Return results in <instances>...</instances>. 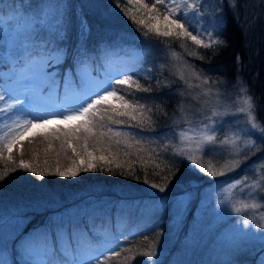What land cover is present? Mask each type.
Here are the masks:
<instances>
[{
  "label": "snow or ice",
  "instance_id": "1",
  "mask_svg": "<svg viewBox=\"0 0 264 264\" xmlns=\"http://www.w3.org/2000/svg\"><path fill=\"white\" fill-rule=\"evenodd\" d=\"M114 2L145 38L154 37L158 43L166 40L191 41L197 49L227 46L226 41L215 36L213 31L207 28L201 31L197 27L202 21L211 22L213 9L205 11L211 0ZM228 6L233 11L234 18L239 21L236 11L238 7H243V3L240 0H228ZM4 7L3 0H0V51L3 52L4 64L10 66L9 70H17L38 82L42 89H53L57 86L56 78L60 73L52 70L59 69L66 61H70L68 71L61 79L65 94L77 102L51 113V118H45L32 115L28 111L25 104L28 90H25L24 95L13 94L11 90L0 91V120L6 122L3 125L6 131L0 135V161H3L0 182L18 170L29 172L41 179L46 174L67 178L76 177L81 172L97 171L111 175H134L135 165L138 163L144 171V183L163 193L179 171L178 168L174 170L171 162L175 159L186 161L201 173L215 178L236 171L252 156L264 153V120L258 116L259 104L250 89L238 88L237 95L226 104L224 94L219 91L220 82H211L206 75L202 78L194 66L191 76L181 74L178 67L175 68V73L177 79L188 89L199 88L201 84L204 86L199 96L193 97L201 108L203 118L200 123L194 130L168 129L178 137L179 146L176 143H161L158 148L145 147L148 142L137 137L156 132L152 119L155 113L151 107L146 108L135 98V93L153 91L140 83V79H146L149 83L150 80L145 77L135 78L140 71L139 56L130 58L123 67L108 68L107 64H103L104 79H99L91 71L96 58L93 53L96 50L90 49L88 45L91 32L88 20L82 12H74L71 0H30L28 8L33 11L28 15L16 9L13 0L7 18L3 12ZM21 7H24L23 4ZM220 15L221 13H217L216 19ZM74 20L77 39L75 45L69 48L68 38ZM181 47L185 48L186 45L181 43ZM187 54L200 60L204 58L196 51ZM239 59L238 56L237 61ZM159 67L162 71H167L169 65L166 63ZM145 71L151 76L150 70ZM192 79L200 81V84L193 85L190 83ZM164 86L171 89V85ZM224 86L227 88L231 85ZM125 88L129 91L122 94ZM222 108L224 111H221ZM176 111L184 112L185 109L182 104H178ZM25 115L31 118L26 119ZM187 123L191 124V121ZM110 125L125 126L127 130L114 129ZM227 125H231L232 131L227 130ZM81 133L84 135L81 136ZM35 137H43L45 140L49 137L60 140L63 137L61 152L56 153L54 166H48V160L45 159L46 167L41 169L34 166L32 161L23 159L24 142L32 143ZM48 147L51 148V144ZM17 148L21 156L19 161L13 158V151ZM133 149L136 154L135 161L128 159L133 155ZM45 152L47 153V149ZM141 153H146L147 159ZM196 153H200L201 157L208 155L210 159L223 155L226 159L217 170L212 163L208 166L201 163L196 158ZM61 155L68 161L64 167H61ZM121 156L125 159L121 160ZM260 159L264 160V156ZM255 164L253 162L250 168L254 170ZM149 166L159 170L153 175H160V172L167 170V174L161 177V183L148 181ZM117 169L126 171L117 173ZM135 178L140 179L139 176ZM236 189H240L243 194L240 197L243 202L239 206L231 203L237 198L234 192ZM223 192L225 199L221 203L227 202L233 213L250 212L258 217L254 225L246 218L237 221L242 227L235 228L239 236L233 239V247L240 249L250 238L255 237L264 248V165L251 180L244 175L238 180L226 182ZM190 195L186 191L182 197ZM187 203L185 198H177L173 205L177 215L186 211ZM166 209V205L163 208L157 206L153 211ZM97 211L103 209H85L82 213L49 219L34 233H26L20 227L24 218L18 213L0 214V264H118L116 258L121 257L123 247L118 236L107 231H95ZM250 226L259 232L258 236L252 231H245ZM156 243L157 241H151L146 250L136 252L132 259L135 261L137 257H144L146 260L141 264H147L148 258L157 255ZM257 264H264V257Z\"/></svg>",
  "mask_w": 264,
  "mask_h": 264
},
{
  "label": "trees",
  "instance_id": "2",
  "mask_svg": "<svg viewBox=\"0 0 264 264\" xmlns=\"http://www.w3.org/2000/svg\"><path fill=\"white\" fill-rule=\"evenodd\" d=\"M227 1L223 4V19H225V22L218 28V35L226 41L227 46L197 49L191 41L166 40L163 43H158L154 37L145 38L136 30V26L123 15L114 0H71L74 12L76 14L82 12L88 20L91 29L88 45L90 49L96 50L93 53L96 58L92 64V68L96 73L100 75L105 71V68L102 67L103 64H107L108 68L113 67V65H123L130 58L136 57L133 55L134 50L146 54V57L140 59V61L145 62L146 69L150 70L151 76L148 71H144L139 72L135 78L145 77L150 80L149 83L146 82V79H140V83L152 88L153 91L151 93H135V98L143 103L146 108L151 107L153 109L155 114L152 119L155 122L156 132L137 137V139L142 138L145 142H148L145 143V147L158 148L161 143L178 144V137L168 131L169 128H174L177 131L181 129L176 123L178 117L176 108L182 99L180 93L182 81L177 79L176 67H173L174 64L169 60L173 53H178L186 63H190L196 69L200 68L201 72H209L208 78L211 80L219 73L223 76L218 75V78L221 77L226 84H230L231 80L236 79H241L245 83L249 82V87L257 101L258 99L263 100L264 0H240L243 7H238L236 11L239 21L234 18L233 11L229 9ZM29 2L30 0H14L15 6L22 10L28 8ZM12 4L13 2L8 5L5 4L3 12L8 11ZM21 4H23V8ZM76 39L74 20L68 38L69 48L75 45ZM181 43H184L186 47L182 48ZM190 51L198 52L199 55L204 57L203 60L189 56L187 53ZM238 56L240 57L239 61H237ZM69 63L70 61H66L59 69L52 70H58L60 73L56 78L57 86L55 87L59 90V93L63 84L61 78L68 71ZM166 63L169 68L167 71H162L159 66ZM9 67L4 64L3 52L0 51V81L11 82L17 80L22 74L17 70H9ZM17 68L19 69L20 66L18 65ZM165 84L171 85V89L165 87ZM127 91L129 90L123 89L122 94ZM128 98L133 99V97ZM258 104L259 115L263 116L264 119V104ZM161 113H166V115H161ZM110 126L114 129L127 130L125 126ZM83 135L84 133H81V136ZM62 141L63 137L60 140L51 137L48 140L43 137H35L32 143L25 141L23 159L32 161L34 166L41 169L46 167L44 164L45 159L48 160V166H54L56 153L61 152ZM49 144H51V148L48 147ZM46 149L47 153L45 152ZM124 150L127 151V149ZM68 151L70 155V149ZM131 151L133 155L128 159L135 161V149ZM141 155L147 159L146 153H141ZM13 158L17 161L21 158L18 148L14 149ZM120 159L124 160L125 157L121 156ZM171 162L174 164V170L178 168L179 171L169 187L192 180V178L202 179L203 174L186 161L175 159ZM60 163L61 167L66 166L68 163L63 155H61ZM135 167L134 175H111L107 172L97 171L81 172L76 177L67 178L46 174L42 179L33 176L29 172L18 170L15 173H10L5 181L0 182V214L4 211L7 214L18 213L24 218V222L21 223L20 227L26 233H33L38 229L40 230L49 219H54V215L66 214L89 200L90 202L101 201L106 209L95 214L94 229L96 232L101 233L105 231L111 234L119 233L116 236L119 237V243L124 251L121 257L116 258L118 264H141L146 258L137 257L134 261L132 256L140 250H146L151 241H157V255L148 258L147 264H166L175 256L177 247L180 248V240L185 237V230L188 228L190 221L188 215H186L183 223L177 227V236H175L172 233V227L175 224L172 216L165 210L154 212V209L151 208V202L153 204L154 200L164 199L168 210L171 206V198L167 196L170 191L166 190V193L155 192L154 190L157 189L144 183V171L141 170V166L137 163ZM242 169L241 167L239 171H242ZM2 171L3 161H0V172ZM115 171L119 173L126 170L117 169ZM155 171L159 170L149 166L147 168V179L149 182L161 183V177L167 174V170L160 172V175H153ZM239 171L236 170L234 173L217 176L210 180L205 179L201 185L222 184L224 181H230L238 176ZM135 176H139L140 179H136ZM140 187L147 190L145 196L129 193L130 190L133 191ZM45 191H48L53 197L50 203L38 207L39 210L37 207L31 208L32 200L37 197L36 199L40 202L39 193ZM13 194H16L17 199H10ZM10 202L15 203L8 207H2L3 204H10ZM15 205H18V208ZM141 210H144V212L151 210V213L156 217L151 222L137 220L136 213ZM145 237H147V240H145ZM16 259H19V257H16Z\"/></svg>",
  "mask_w": 264,
  "mask_h": 264
},
{
  "label": "rangeland",
  "instance_id": "3",
  "mask_svg": "<svg viewBox=\"0 0 264 264\" xmlns=\"http://www.w3.org/2000/svg\"><path fill=\"white\" fill-rule=\"evenodd\" d=\"M11 2H13V0H3L4 5H8ZM224 2H226V0H211L210 4L206 6L205 11H208L210 8L213 9L210 17L211 22L202 21V27L201 25H197V27H200L201 31H203L204 28H207L209 31H213L215 36L219 37L218 28H220L221 25L225 22V19H223ZM221 4L222 7L220 6ZM16 9H18L25 15L31 14V12L33 11L30 8H25V10H22L16 7ZM10 11L11 7L8 11L4 12L6 18ZM217 13H221L219 19H216ZM133 55H135L136 57L139 56L140 59H144L146 57V54H143L142 51L136 50H134ZM169 60L175 65L176 68L178 67L181 69V74L185 75L186 77L193 75L191 70L192 65H190V63L188 62L186 63L178 53H175L174 56L172 55ZM123 66H125V63L121 66L113 65V67L111 68ZM138 67L140 69L139 72H144L147 68V65H145V62H140L138 64ZM91 71L93 76L99 79H104L105 71L100 73V75L96 73L93 68L91 69ZM196 71L201 73L202 78L204 75L208 77L209 72H201L200 68L196 69ZM218 75L223 76L219 73ZM218 75L213 77L212 80L209 78V80L211 82H220L221 87L219 88V91L224 94V103L226 104L228 103L230 98L237 95L236 90L238 88L247 87L248 89H250V83H245L241 79L233 80L235 81L234 85L232 84L233 81L231 80L230 84H227L231 86L226 88L224 86L226 85V83L223 82L221 77L218 78ZM190 83L195 85L200 84V81L192 79ZM181 84L182 86L180 88V93H183V95L180 104H182L185 111L178 112L176 123L183 129L194 130L200 123L203 116L200 105L197 104L193 97L199 96L204 86L201 84V87L199 88L194 87L188 89L183 82ZM3 90H11L13 94L17 95H24L25 90H28V98L25 100L28 111H30L32 115H38L45 118H51V113H54L62 109L63 107H70L71 104L77 102L76 99L65 94L64 84H62L60 93L57 88L42 89L39 86L38 82L25 77L23 74H21L17 80L11 82L0 81V91ZM251 93L253 94V91H251ZM213 100H215V98H213ZM262 101L258 99V103L264 104V97ZM202 102L203 101H201V103ZM221 111H224V109L222 108ZM258 116L260 119L264 120L263 116L259 115V112ZM24 118L30 119L31 116L25 115ZM242 119L243 118H241V120ZM188 121H191V124L187 123ZM4 123L6 122L0 120V135H2L4 131H6V129L3 127ZM226 128L228 131H232L231 125H227ZM189 134H191V132H189ZM177 146H179V143L177 144ZM192 146L194 147V143L192 144ZM261 156H264V153H257V155L252 156L250 160L246 161L240 166V168L237 169V171H239L241 170V167L243 168L242 171H239L238 176H235V178L230 181H224V183L222 184L214 183V185H201V183L205 179H212V177L202 173L203 177L201 180L192 178V180L190 181L182 182L181 184H178L176 186L172 185L168 187L167 190H169L170 192L167 196L171 198V206H169L168 210L166 209L165 211H167L172 216V219L175 222L174 227H172V233L177 236V227L183 223L186 215H188L190 224L185 230V237L180 240V248L177 247L175 256L166 264H257L258 260L264 257V248L260 246L259 241L255 237L250 238L246 242L245 246L240 249H236L232 245L233 239L238 238L239 236V234L235 231V228L238 226L242 227V225L237 224V221L246 218L249 219L254 225L257 222L258 217L250 212L235 214L231 211V208L229 207V204L227 202L221 203V201H224L225 199V194L223 192L225 183L238 180L241 176L244 175H247L250 180L255 178L261 166L264 165V160L260 159ZM196 158L205 166H208L209 163H212L217 170H219L220 166L226 159V157L223 155L213 157L211 159L208 155H204L203 157H201L200 153H196ZM253 162H256L254 170L250 168V166L253 165ZM231 173L234 172H229L228 174ZM146 191L147 190H144L140 187L139 189H134L133 191L130 190L129 193L132 192L138 194L139 196H145L147 194ZM154 191L157 193L160 192L158 190ZM186 191H189L191 195L188 197H182V194ZM234 192L237 198L233 199L231 203L239 206L243 202L242 199H240L243 194L241 193L240 189H236L234 190ZM164 193H166V191ZM39 197H41V201L38 202V199H36L37 197L33 199V202L30 205L31 208L37 207L38 209V207L44 206L45 203H50V201L53 199L48 191L39 193ZM177 198H185L188 201L186 211H184L182 215H177L176 210L173 206ZM10 199H17L16 194L11 195ZM14 203H5L2 207H8L9 205ZM151 205L153 206H151V208L153 209H155L157 206H161V208H163L166 203L164 202V199H157L154 200L153 204L151 202ZM15 207L18 208V205H15ZM91 208H102L103 210H105L106 206H103L101 201L90 202L89 200L87 203L79 205L76 209L68 211L66 214L54 215V218L61 215L67 217L69 214H75L77 212L82 213L85 209L90 210ZM151 210L147 212L141 210L136 213L137 220L151 222L152 219L156 217L151 213ZM99 212L100 211H97L96 213ZM4 213L7 212L4 211ZM36 231H39V229ZM245 231H252L256 234V236L259 235V232H257V230L255 228H252L251 226L249 227V229H245ZM118 234L119 233H112L113 236H116ZM9 259H11L10 255Z\"/></svg>",
  "mask_w": 264,
  "mask_h": 264
},
{
  "label": "bare ground",
  "instance_id": "4",
  "mask_svg": "<svg viewBox=\"0 0 264 264\" xmlns=\"http://www.w3.org/2000/svg\"><path fill=\"white\" fill-rule=\"evenodd\" d=\"M190 181V180H189ZM187 182V181H186Z\"/></svg>",
  "mask_w": 264,
  "mask_h": 264
}]
</instances>
